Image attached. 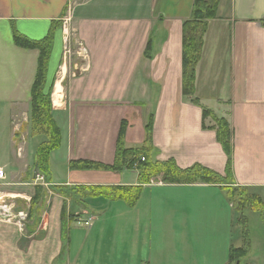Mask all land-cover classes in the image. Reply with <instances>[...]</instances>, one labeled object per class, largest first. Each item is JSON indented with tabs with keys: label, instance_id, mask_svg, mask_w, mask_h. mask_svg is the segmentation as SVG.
Here are the masks:
<instances>
[{
	"label": "crops",
	"instance_id": "obj_1",
	"mask_svg": "<svg viewBox=\"0 0 264 264\" xmlns=\"http://www.w3.org/2000/svg\"><path fill=\"white\" fill-rule=\"evenodd\" d=\"M194 4L0 0V168L6 173L0 199L13 215L31 216L23 229L0 216V264H228L232 248L248 251L238 264H264V208L256 212L258 233L250 236L247 218L244 237L222 186L145 184L130 207L110 198V189L140 186L137 171L70 167L77 161L112 166L122 125L125 148L140 149L152 118L153 163L174 161L184 170L199 165L226 177L228 155L215 123L203 119L204 108L231 127L232 187L264 205V0H220L197 66L200 106L182 94L183 25L193 18ZM67 19L78 50L86 49L88 68L74 76L67 69L53 81L52 115L62 142L50 155V187L44 188L31 172L46 138L33 148L30 132L18 137L31 120L40 53L17 47L13 33L39 41L61 22L49 61L62 52L60 68ZM101 187L106 195L93 196ZM73 214L92 217L91 226L70 222Z\"/></svg>",
	"mask_w": 264,
	"mask_h": 264
},
{
	"label": "trees",
	"instance_id": "obj_2",
	"mask_svg": "<svg viewBox=\"0 0 264 264\" xmlns=\"http://www.w3.org/2000/svg\"><path fill=\"white\" fill-rule=\"evenodd\" d=\"M220 0H195L193 18L186 21L183 25L182 40V94L188 98L190 102L196 106H200L199 100L196 98V74L197 66L202 59L204 49V39L208 31L209 23L216 19ZM61 22L54 23L47 36L39 41H32L17 31L13 33L14 44L22 49L38 50L39 60L36 77L31 90L32 107H31V137H45L46 142L41 144L35 153L34 168L41 171L48 183L49 179V162L52 152L60 149L62 142L61 130L57 126L52 115V92L54 83L49 89L47 86L48 67L51 56L52 44L57 28ZM152 40L150 38L146 55L151 50ZM203 119L211 118L215 123V131L218 143L223 147L228 155V164L226 177H222L212 170L195 165L188 169H180L174 161L165 163H153L152 155V123L146 126V140L140 149H126L124 145L125 124L122 125L117 147L114 164L112 166L89 162L77 161L71 162L72 169L81 170H102L123 172L125 170L137 171L140 186L135 188H116L110 189L112 193L109 197L115 200H125L126 203L133 207L138 201L142 185L150 184L154 176L160 175L164 184L193 185V184H214L222 186V191L226 192L227 199L233 204L234 209L240 215L238 223L242 227L244 237H247L248 220L245 216L247 209L254 212H262L264 205L260 197L249 196L244 188H233L231 183V150H232V131L227 120L219 118L212 111L202 108ZM145 161L142 162L141 159ZM137 165V166H136ZM97 190V192H95ZM104 187L94 188L93 196L106 195ZM40 193L32 199V205L36 207L41 200ZM30 216V215H29ZM28 216V218H29ZM75 215L71 216L74 223ZM31 218V216H30ZM247 250L232 248L229 253L228 264H238L240 259L247 254Z\"/></svg>",
	"mask_w": 264,
	"mask_h": 264
},
{
	"label": "rangeland",
	"instance_id": "obj_3",
	"mask_svg": "<svg viewBox=\"0 0 264 264\" xmlns=\"http://www.w3.org/2000/svg\"><path fill=\"white\" fill-rule=\"evenodd\" d=\"M66 21L70 25L68 19ZM73 34H74L73 29H71V25H70L69 28L67 29V38L68 39L67 38L66 39L68 41L66 44L67 47L64 51V55L62 58V60H63L62 64L59 68V64H60L61 56H62V52H60V55L57 56L53 61H51L50 65H49L47 87H49L51 85V83H53V81L55 80V77L60 78L61 73H66L67 69L70 72L69 75L72 74V76H74L73 75L74 72H75V74H77V73L81 72L83 69L88 68V57H87L86 51L78 50V47H80L78 45H80V44L74 43ZM77 50H78V53H77ZM82 52H83V54H82ZM57 71H58V76L56 75ZM28 126H29V128H28ZM29 132H30V135H29ZM23 135H25V136L29 135V137L31 136V120L29 121L28 125L24 124V125H22L21 129L19 128L18 137H23ZM43 138L44 137H42V136L32 138V139L30 137L29 147L36 148L39 144L42 143ZM15 157H16V155H15ZM141 161L144 162L145 160L142 158ZM30 165L32 166V159H30ZM32 169H33V166L31 167V171H32ZM35 170L36 169L34 168L33 171H35ZM3 171H4V169H3ZM4 173H5V171H4ZM31 173H32L33 179H34V174H33V172H31ZM5 175H6V173H5ZM155 182H163V178L160 175L152 177L150 184L155 183ZM246 191L248 192L249 196L250 195L255 196L254 194H252L248 190H246ZM8 207L13 210V208L10 204H8L6 201H2V199H0V210H5ZM245 216L249 219V222H250V225H249L250 236L255 237V234L258 233L256 223H257V220H259L258 219L259 217H258L256 212L251 211L249 209L246 210ZM239 217H240V215H239ZM238 225H240V224L238 223ZM87 228H89V227H87ZM247 228H248V225H247Z\"/></svg>",
	"mask_w": 264,
	"mask_h": 264
},
{
	"label": "built area",
	"instance_id": "obj_4",
	"mask_svg": "<svg viewBox=\"0 0 264 264\" xmlns=\"http://www.w3.org/2000/svg\"><path fill=\"white\" fill-rule=\"evenodd\" d=\"M79 46L81 47L82 45L80 44ZM81 50L86 51L85 49H81ZM5 179H6V175L3 169L0 168V182ZM34 182L36 185H40L44 188L50 187V184L47 182L45 175L39 170L34 171ZM0 211H1L0 215L4 216L5 219H8V221H11L14 219L17 222V224L20 225L22 229L25 227V223L27 222V219H28V214L26 212H20L17 215H13L12 209H10L9 207L6 208L5 210H0ZM92 220L93 219L90 216L77 215L74 219V224L87 228L91 226Z\"/></svg>",
	"mask_w": 264,
	"mask_h": 264
}]
</instances>
